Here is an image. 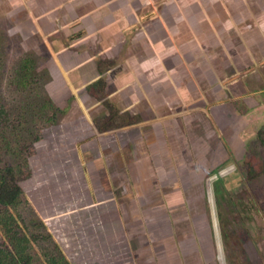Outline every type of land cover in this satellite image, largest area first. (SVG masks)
<instances>
[{
    "label": "crops",
    "instance_id": "1",
    "mask_svg": "<svg viewBox=\"0 0 264 264\" xmlns=\"http://www.w3.org/2000/svg\"><path fill=\"white\" fill-rule=\"evenodd\" d=\"M2 4L30 57H47L51 79L80 95L78 109L100 87L107 96L89 108L115 105L133 120L116 131L126 145H109L132 201L123 234L152 264L223 261L218 239L206 240V178L241 156L247 130L264 120V0Z\"/></svg>",
    "mask_w": 264,
    "mask_h": 264
},
{
    "label": "rangeland",
    "instance_id": "2",
    "mask_svg": "<svg viewBox=\"0 0 264 264\" xmlns=\"http://www.w3.org/2000/svg\"><path fill=\"white\" fill-rule=\"evenodd\" d=\"M6 13L5 5H0V110L5 111L0 119V168L21 166V142L24 139L29 141L32 138L30 135L44 125L50 127L48 123L51 110L43 107L46 99L61 109L56 117L57 122L45 135L46 140L52 144L62 132L72 135L69 142L61 143V148L71 151V158L67 160L73 164L67 166L59 161L45 165L43 168L49 176V183L35 197H28V203L22 209V216L26 221L39 219L45 224V230H40L44 236L46 230H52L46 222L50 221L55 227L52 239L42 238L34 246V252L43 260L42 250L58 256L53 249L55 244L65 246V256L68 255L66 250L76 252L80 237L76 226L72 225V215H69L64 200L81 198V204L85 208L84 215L89 217L85 222H90L86 232L92 236L93 241L96 237L97 241H101L98 247L100 245L108 250L101 256L93 257L89 254L86 262L93 259L102 264H152V254L140 253L137 242L122 232V220L126 221L127 216L121 214V208L126 209L127 205L124 203L132 201L125 198L127 195L125 192L123 194V189L126 184L118 182L119 177L111 165L114 150L109 149V145H115L116 142L120 147L126 145L121 141V134L116 131L133 120H129L126 112L119 115L113 104L108 105L110 109L107 111L104 108L97 110L101 105L89 108L94 100L92 98L107 96L95 93L97 90L102 91L100 87H94V93H90L91 100L78 109L77 100L80 95L72 94L61 81L59 83L51 79L47 70V57H30L27 47L25 44L21 46L19 36L8 22V19H12L11 16L6 18ZM25 60L33 62L36 70L26 72L23 68ZM25 75H28L29 80L24 82L26 85H21ZM82 115L94 120L98 131L116 133L114 143L109 137L112 143L109 139L108 143L104 139H97L90 146L92 149L75 148L73 142L78 131L73 129ZM12 124L18 127L13 128ZM83 132L85 136L91 132L94 139L97 138L91 127L87 126ZM245 138L247 141L240 143L243 146L240 152L243 154L238 158H231L227 167L214 170L206 178L208 180L214 177L212 188L207 191L206 197L204 195L209 202V232L206 240L215 248L217 238L225 257L223 261L218 256L213 258L212 264H264V120L256 132L248 129ZM223 170L228 171L223 174ZM218 178V181L214 180ZM29 185V182L25 184L27 187ZM93 200L97 206H92ZM77 254L75 257L80 262L79 258L84 254Z\"/></svg>",
    "mask_w": 264,
    "mask_h": 264
},
{
    "label": "trees",
    "instance_id": "3",
    "mask_svg": "<svg viewBox=\"0 0 264 264\" xmlns=\"http://www.w3.org/2000/svg\"><path fill=\"white\" fill-rule=\"evenodd\" d=\"M32 63L29 60L23 62V68L26 72L36 70ZM28 80V75H25L21 85H26L27 83L24 84V82ZM43 104V107L46 106L51 110V117L48 123L50 127H46L47 124L44 125V127L37 129L34 134L30 135L32 138L29 141L24 139L21 142L19 148L22 154L21 166L17 168L11 166L0 168V264H102V262L93 259H90L92 260L90 262L85 261L89 254H92L93 257L96 255L101 256L106 254L108 250L101 248L100 245L98 247L101 241H97V237L93 241L92 236L86 232L90 222H85L89 217L84 215L85 208L81 204V198L70 201L64 200L69 215H72V225L76 226L78 237H80L78 242L80 244L75 250L76 252L73 251V253L71 252L72 250H66L68 255L65 256V246L60 247L55 244L53 249L57 251L59 258L53 253L51 254L50 251L42 250V257L45 261L40 259L37 252H34V246L42 238L52 239L51 235H54L52 231L54 225L50 221L49 223L46 222V225L48 224L52 230L50 232L46 230L44 236L43 233H40V230H45V224L39 219L26 221V219H23L22 209L28 203V197H35L49 183V176L43 168L45 165L59 161L64 162L67 166L73 164L72 161H69L71 151L61 148V143L69 142L72 135H68V132H62L58 140L52 144H49L45 138V135L51 131V126H54L57 122L56 117L61 109L47 99ZM4 115L5 111L1 109L0 119ZM87 126L91 127L92 131L95 132L96 139H94L95 137L91 132H89L88 136H85L83 130ZM12 127L18 126L12 124ZM73 130L78 131L77 137L73 136L75 138L73 143H75V148L78 150L82 149V147L88 150L92 149L90 146L101 138L99 137L100 135L102 136L107 132V130H104V132L98 131L94 120L92 121L85 115H82L77 120ZM33 159L34 161L32 162ZM27 182L30 183L28 187L25 186ZM93 203L94 200L92 201V206L95 205ZM78 252L84 254L83 257L79 258L80 262L75 257Z\"/></svg>",
    "mask_w": 264,
    "mask_h": 264
}]
</instances>
